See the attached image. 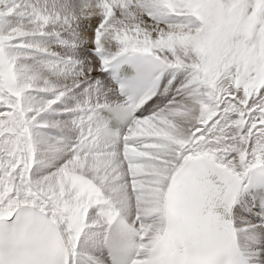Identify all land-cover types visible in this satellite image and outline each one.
<instances>
[{
    "label": "snow or ice",
    "instance_id": "1",
    "mask_svg": "<svg viewBox=\"0 0 264 264\" xmlns=\"http://www.w3.org/2000/svg\"><path fill=\"white\" fill-rule=\"evenodd\" d=\"M0 264H264V0H0Z\"/></svg>",
    "mask_w": 264,
    "mask_h": 264
}]
</instances>
